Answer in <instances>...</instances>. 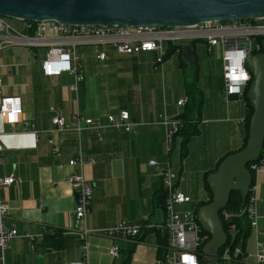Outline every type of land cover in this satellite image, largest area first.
<instances>
[{
  "label": "crops",
  "instance_id": "1",
  "mask_svg": "<svg viewBox=\"0 0 264 264\" xmlns=\"http://www.w3.org/2000/svg\"><path fill=\"white\" fill-rule=\"evenodd\" d=\"M195 43L182 45V52L175 50L158 69L155 51L123 54L113 47L79 45L76 54L83 78L78 82L69 73L44 75L41 61L46 50L40 56L38 47L8 45L0 49L3 93L18 96L22 110L15 123L0 115L4 148L0 175L16 178L2 189L1 196L18 232L3 251L0 248V264H70L84 260L78 237L66 230L74 225L75 198L69 181L72 173L93 183L83 225L91 232L121 221L161 222L163 211L153 204L152 197L163 187L160 173L167 165L177 173L175 189L191 198L176 205L177 210H195L209 199L204 174L213 172L223 156L241 148L248 107L238 95L229 96L227 103L222 98V47L208 48L203 42L209 53L219 50L221 59H204L202 66ZM102 50L107 53L105 59L96 57ZM191 50L199 64L197 87L202 104L198 133L188 140L187 153L181 159V138L176 137L167 149L161 117L178 118L184 109L185 104H177L187 99L178 61L180 54L189 60ZM74 84L76 89H70ZM120 110H127L136 123L132 131L108 126L107 115ZM75 112L98 121L99 134L83 121L79 130L74 129L71 116ZM54 116L64 117L67 129L51 132ZM72 159L79 162L72 166ZM151 160L157 164H150ZM252 188L256 226L250 229L244 248L237 246L242 250L240 258L224 259L222 252L219 254L223 264H257L256 253L260 245L264 246V166L255 172ZM55 230L60 233L58 240L45 241L44 236ZM86 240L90 264H121L123 249L135 244L93 233ZM157 243L155 234L148 233L136 242L128 264H156ZM114 244L120 247L117 257L108 254ZM90 247L101 249L103 254L90 259ZM203 256L202 264L211 260L205 253Z\"/></svg>",
  "mask_w": 264,
  "mask_h": 264
},
{
  "label": "built area",
  "instance_id": "2",
  "mask_svg": "<svg viewBox=\"0 0 264 264\" xmlns=\"http://www.w3.org/2000/svg\"><path fill=\"white\" fill-rule=\"evenodd\" d=\"M264 20V17L262 18ZM21 29L16 28L7 17L0 15V49L8 45H23L28 47H45V57L41 61V69L46 76H56L62 73L73 75L75 81L83 78L79 57L76 54V47L79 45H92L100 47H113L118 53L137 54L143 51H155L157 53L156 69L160 68L166 54V44H190L192 42H204L208 48L214 45L222 47V77L224 81L222 98L224 102L229 101V96L238 95L242 97L245 89L251 81L246 61L261 51L262 45L258 39H264V22H256L254 19L232 20V21H204L198 24L186 26H130V25H85L69 24L54 20L24 21ZM179 51V48L176 51ZM243 53V57L239 55ZM99 59L107 58L105 51L96 54ZM2 79L0 78V115L10 123L19 122L21 106L18 96H9L3 93ZM70 89L75 90L76 86L71 85ZM184 99L177 104L183 105ZM75 124L74 129L79 130L80 122L92 127L97 134L101 125L92 118H84L80 113L75 112L71 116ZM55 126L53 131L67 129L64 117L54 116L51 119ZM108 126L116 130L132 131L135 122L130 120L127 110H120L117 114L107 115ZM166 131V147L169 150L173 135L176 133L180 120L178 118L161 117ZM26 124V123H25ZM49 142L55 147L52 139ZM0 141V156L3 151ZM79 159H72L69 164L74 166ZM150 164L156 165L151 160ZM264 166V145L258 162H251L250 169L259 171ZM162 185L166 190L165 209L163 220L158 223L133 224L127 221L101 229L87 230L84 225L85 216L89 211L92 197L93 183L80 174L72 173L69 177L70 184L74 191V225L66 230L76 234L80 242L83 261L70 264H90L87 261L89 234H97L108 238L122 239L136 243L135 237L144 228L160 230L164 239V253L161 258L156 259V264H202L204 256L200 247L209 238V233L204 231L198 222L194 210L179 211L176 205L184 204L191 200L190 196L175 189L177 173L167 165L162 171ZM16 181L12 175H0V248L3 251L10 239L18 236L14 222L10 220L5 201L1 196L2 189ZM223 218L231 221L235 216L247 215L250 221V228L256 226V204L254 190L248 197L239 212L230 213L222 211ZM234 225H232L233 227ZM156 249L159 247L157 243ZM240 247L230 249L226 246L222 251L224 259L235 258L240 255ZM108 254L117 257L120 254V247L116 244L108 248ZM256 263L264 264V246L260 245L256 253Z\"/></svg>",
  "mask_w": 264,
  "mask_h": 264
},
{
  "label": "water",
  "instance_id": "3",
  "mask_svg": "<svg viewBox=\"0 0 264 264\" xmlns=\"http://www.w3.org/2000/svg\"><path fill=\"white\" fill-rule=\"evenodd\" d=\"M0 15L24 21L54 20L69 24L186 26L204 21L254 19L264 22V0H0ZM262 51L251 55L246 66L251 73L247 99L253 108L243 148L228 154L207 175L211 201L200 205L197 219L210 234L202 252L213 262L227 242L219 212L230 193L237 191L244 205L252 182L248 164L264 145V39Z\"/></svg>",
  "mask_w": 264,
  "mask_h": 264
},
{
  "label": "trees",
  "instance_id": "4",
  "mask_svg": "<svg viewBox=\"0 0 264 264\" xmlns=\"http://www.w3.org/2000/svg\"><path fill=\"white\" fill-rule=\"evenodd\" d=\"M258 40L260 42L262 41V39H258ZM177 48H179V50L181 51L182 45L181 44L178 45V44L167 43L166 44V54L164 56V59L168 58ZM261 51H262V48H261ZM178 67L181 69L182 74H183L184 90H185V95H186L187 99H186V102L184 103L185 105H184L183 111L178 115V119L180 120V124L178 126L176 133L173 135V141L172 142H174V139L176 137L181 138V141H180V148H181L180 158L183 159L187 153V146L186 145L188 143V140L190 139L191 136L198 133V126L197 125H198V122L200 121V107L202 104V93L199 90V88L197 87V79H198V75H199V64H198L197 55H196L195 51H192V50L190 51L189 60H187L186 58H184L182 56V54H180V58L178 61ZM189 77H191V78H189ZM248 87H249V85L245 89L244 94L242 96L243 100L245 101V103L248 107V113L245 117L244 139H243V144H242L241 148H243L245 146L246 141H247L248 123H249V119H250V116H251L252 111H253V108L250 105V103L247 99V96H246ZM228 154H230V153H228ZM228 154L223 156L217 162V165L214 168V170H216L219 163ZM258 160H259V157L252 162H258ZM248 168H249V164H248ZM250 172L252 175V182H251L250 189L247 193L244 204H246L248 202V197H249V194L251 192V187H252L253 182H254L255 172L252 169H250ZM208 174H209L208 172L204 174V183H205L207 190L210 191V196H209V199L207 201L201 202L199 204V206L210 202L211 198H212L211 189H210V187L206 181ZM166 195H167L166 190L162 187L161 189L157 190L153 194V197H152L153 204L157 208H160L163 211V213H164V209H165ZM243 206L244 205H242L240 193L237 191H233L230 193L228 203L226 204L224 210L227 212H230V213L231 212L235 213V212H239ZM198 207L194 210L196 213H197ZM222 211H223V209L219 212V216H220V219L222 221L223 229L227 235V242L224 246H222L220 248L219 254H221V252L223 251V249L226 246H229L230 249H234L235 247L240 246L243 249L244 245H245V240H246L247 236L249 235L250 229H251L249 218L247 217V215H241V216L233 217L231 219V221H226L223 218ZM232 225H234V226L232 227ZM150 232H153L155 234L156 240L159 244V247L156 250V257L161 258V256L164 253V247H163L164 246V239H163V235H162L160 230H156L153 228H144L135 237V239H136V241H142L145 238V236ZM59 234H60L59 231L55 230L53 233L46 234L45 235L46 237L44 236L45 239L44 238L43 239L45 241H47L48 239L58 240V239H56V236ZM209 239H210V234H209L208 240ZM206 242H204V244ZM135 244H133V243L128 244L127 247L125 249H123V251H122L123 257H122L121 264H128L129 263L130 256L134 251ZM203 245L200 247V251H202ZM51 246L53 248H58L59 244H56V245L52 244ZM240 256H241V254L238 255L239 258H240ZM204 264H223V260L221 258H219L216 262L209 260L207 263H204Z\"/></svg>",
  "mask_w": 264,
  "mask_h": 264
},
{
  "label": "rangeland",
  "instance_id": "5",
  "mask_svg": "<svg viewBox=\"0 0 264 264\" xmlns=\"http://www.w3.org/2000/svg\"><path fill=\"white\" fill-rule=\"evenodd\" d=\"M8 20L18 29H21L23 27L22 21H19L17 19H13V18H8ZM195 44L197 47L198 57L200 58L199 61L201 62L202 66H203L202 60H204V59L211 60V61H219V59H221V53L219 52V50L218 51L213 50L212 52L209 53L203 42L197 41ZM16 46L17 47H24L22 45H15L13 47H16ZM90 46H92V45H90ZM30 49H34V48H30ZM37 50H39V55L42 56L44 54L46 48L45 47H38ZM172 58L175 59L176 65H177L176 55H174ZM3 62L6 63V59H4ZM189 78H191V77H189ZM248 169L250 170V163H249ZM179 211H182V210H179ZM102 254H103V251L101 249H94L92 247L89 248V257L92 260L98 259Z\"/></svg>",
  "mask_w": 264,
  "mask_h": 264
},
{
  "label": "clouds",
  "instance_id": "6",
  "mask_svg": "<svg viewBox=\"0 0 264 264\" xmlns=\"http://www.w3.org/2000/svg\"><path fill=\"white\" fill-rule=\"evenodd\" d=\"M239 55H240L241 57H243V53H239Z\"/></svg>",
  "mask_w": 264,
  "mask_h": 264
}]
</instances>
